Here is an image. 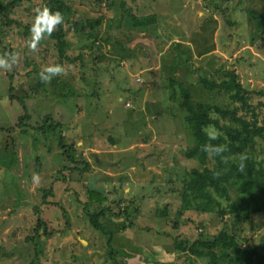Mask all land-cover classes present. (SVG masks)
<instances>
[{
    "label": "rangeland",
    "instance_id": "obj_1",
    "mask_svg": "<svg viewBox=\"0 0 264 264\" xmlns=\"http://www.w3.org/2000/svg\"><path fill=\"white\" fill-rule=\"evenodd\" d=\"M47 1H2L0 57L15 52L17 62L0 68V264H207L175 238L223 233L264 258V215L240 226L230 213L181 215L184 178L200 164L186 158V94L171 85L215 105L224 95L201 81L234 70L264 128V0H64V60L55 41L32 48L22 34ZM132 15L152 23L140 31ZM60 62L41 87V70ZM51 122L59 133L41 130ZM255 148L264 167V137ZM121 228L110 245L106 234Z\"/></svg>",
    "mask_w": 264,
    "mask_h": 264
},
{
    "label": "trees",
    "instance_id": "obj_2",
    "mask_svg": "<svg viewBox=\"0 0 264 264\" xmlns=\"http://www.w3.org/2000/svg\"><path fill=\"white\" fill-rule=\"evenodd\" d=\"M2 1L0 0V17L7 20L3 15L5 9ZM63 1H47L45 7L53 12L61 13L63 19L55 26L56 30L51 35L46 34L38 42L43 44L50 39L55 41L61 60L66 59L69 47L67 32L64 30V24L69 20V12ZM151 23V18H139L134 15L129 17V25L140 31H145ZM100 24L98 21L90 22L88 25L95 30ZM5 25L12 24L6 22ZM30 27L27 25L22 31L25 40L29 41H31ZM55 66L63 70L62 62ZM217 73L222 75L219 83L206 79L201 81L206 91L211 93L217 91V95H224V98L215 105L207 102L195 105L190 99V91H184L182 83L172 81L171 84L172 86L178 84L186 94L185 111L188 116L185 117V123L187 130L195 139V145L187 150L186 158L198 161L200 164V168L191 169L184 178L180 191L181 215L184 211L190 210L222 216L230 213L235 216V225L240 226L251 221L254 215H264V167L263 163L257 162L255 156L256 140L264 137V128L258 127L255 108L250 105L251 94L244 88L236 72L220 68ZM48 82L50 80L41 81L40 86L45 88ZM172 100L177 101L175 94ZM23 121L24 118H21L20 122ZM62 127V124L51 122V125L47 127L42 126L41 130L47 134H57ZM218 130L221 132L215 135L213 131ZM60 140L64 146L65 138L60 136ZM65 149V153L70 156L71 148ZM90 195L91 200L96 203L101 204L106 201L102 193L97 194L91 191ZM101 220L100 215H97L92 218L91 223L96 230L105 233L107 225ZM175 228H179L178 221L175 223ZM126 230L121 228L107 233L110 245L117 233L123 234ZM203 237L201 235L191 243L188 240L181 241L175 238L176 249L182 254L204 259L207 264H264V258H261L256 251L240 248L235 237L225 233L214 240L208 237L202 239ZM117 240L119 242V238ZM111 254H117V251Z\"/></svg>",
    "mask_w": 264,
    "mask_h": 264
},
{
    "label": "clouds",
    "instance_id": "obj_3",
    "mask_svg": "<svg viewBox=\"0 0 264 264\" xmlns=\"http://www.w3.org/2000/svg\"><path fill=\"white\" fill-rule=\"evenodd\" d=\"M36 15L34 22L30 27L31 42L30 47L35 48L38 43L46 34L51 35L55 26L62 22V15L59 12H53L48 7L35 9ZM17 62V54L12 52L5 54V57H0V68L10 69L13 64ZM62 71L61 67H45L39 73L41 81H48L52 76L59 74ZM36 180V177H33Z\"/></svg>",
    "mask_w": 264,
    "mask_h": 264
},
{
    "label": "crops",
    "instance_id": "obj_4",
    "mask_svg": "<svg viewBox=\"0 0 264 264\" xmlns=\"http://www.w3.org/2000/svg\"><path fill=\"white\" fill-rule=\"evenodd\" d=\"M117 148H118V146H117Z\"/></svg>",
    "mask_w": 264,
    "mask_h": 264
},
{
    "label": "built area",
    "instance_id": "obj_5",
    "mask_svg": "<svg viewBox=\"0 0 264 264\" xmlns=\"http://www.w3.org/2000/svg\"><path fill=\"white\" fill-rule=\"evenodd\" d=\"M129 105V104H128Z\"/></svg>",
    "mask_w": 264,
    "mask_h": 264
}]
</instances>
